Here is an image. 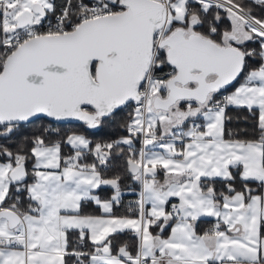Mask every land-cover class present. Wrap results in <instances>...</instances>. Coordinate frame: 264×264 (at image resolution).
Segmentation results:
<instances>
[{
    "label": "snow or ice",
    "instance_id": "6c2138e0",
    "mask_svg": "<svg viewBox=\"0 0 264 264\" xmlns=\"http://www.w3.org/2000/svg\"><path fill=\"white\" fill-rule=\"evenodd\" d=\"M0 264H264V0H0Z\"/></svg>",
    "mask_w": 264,
    "mask_h": 264
},
{
    "label": "trees",
    "instance_id": "16d2710c",
    "mask_svg": "<svg viewBox=\"0 0 264 264\" xmlns=\"http://www.w3.org/2000/svg\"><path fill=\"white\" fill-rule=\"evenodd\" d=\"M58 2H60V0H58ZM229 114L233 117V120L230 123H228L227 128L247 129L249 135L256 134L255 132L256 120L250 113L247 112V110L230 108ZM237 117H239V120H237ZM245 117H247V119H245ZM59 125L62 126L63 130L65 131L75 130V131L84 132L89 137V139H92L95 141L108 140V139L115 138V137L125 134L122 129H118L115 126H111V125H104L100 129H88L85 125L77 124V123H70V124L59 123ZM64 151L68 153L69 148L66 147ZM121 163L123 162L121 161ZM215 186L219 190H224L223 181L217 180ZM235 186L238 189L241 187L239 180L236 181ZM250 186L252 187V185ZM131 189H136V192L135 193L131 192L130 191ZM110 191H111L110 189H106L102 193V195L107 196ZM138 191H139V187H138L137 182H134L130 178L125 177L123 204L118 206L115 209V211H117L120 214H124L127 211V205L129 204V202L134 201L136 199ZM85 210L89 213H94V214L101 213L100 209L93 204H89V206ZM167 232L168 230H166V233ZM122 238L127 240L130 244L133 243V238L130 233L125 235ZM72 239L75 240V237H72Z\"/></svg>",
    "mask_w": 264,
    "mask_h": 264
},
{
    "label": "crops",
    "instance_id": "0c3cea01",
    "mask_svg": "<svg viewBox=\"0 0 264 264\" xmlns=\"http://www.w3.org/2000/svg\"><path fill=\"white\" fill-rule=\"evenodd\" d=\"M225 94H227V93H225ZM137 147H139V145H137ZM70 152H71V149L69 148V152L68 153H70ZM159 178L161 180L163 179V173L160 174V177ZM252 188L255 190L257 188V185L256 184H252ZM93 205H95V204L93 203ZM100 211H101V209H100ZM99 214H101V213H99ZM213 223H214V219L213 218H202V220L199 223V229L200 230H207L208 228H211L213 226Z\"/></svg>",
    "mask_w": 264,
    "mask_h": 264
},
{
    "label": "water",
    "instance_id": "95a60500",
    "mask_svg": "<svg viewBox=\"0 0 264 264\" xmlns=\"http://www.w3.org/2000/svg\"><path fill=\"white\" fill-rule=\"evenodd\" d=\"M58 123H62V124H70V123H77V124H83L80 121H66V122H58Z\"/></svg>",
    "mask_w": 264,
    "mask_h": 264
}]
</instances>
